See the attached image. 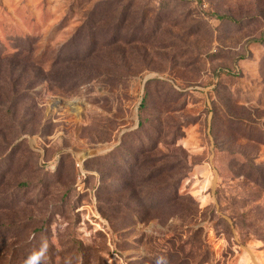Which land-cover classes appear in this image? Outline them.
<instances>
[{
    "label": "rangeland",
    "instance_id": "rangeland-1",
    "mask_svg": "<svg viewBox=\"0 0 264 264\" xmlns=\"http://www.w3.org/2000/svg\"><path fill=\"white\" fill-rule=\"evenodd\" d=\"M0 264H264V0H0Z\"/></svg>",
    "mask_w": 264,
    "mask_h": 264
},
{
    "label": "trees",
    "instance_id": "trees-1",
    "mask_svg": "<svg viewBox=\"0 0 264 264\" xmlns=\"http://www.w3.org/2000/svg\"><path fill=\"white\" fill-rule=\"evenodd\" d=\"M226 17L232 19V17L231 16H228V15L220 16V18H226ZM144 107H145V97L143 98V101L140 104V108L141 109H143Z\"/></svg>",
    "mask_w": 264,
    "mask_h": 264
},
{
    "label": "bare ground",
    "instance_id": "bare-ground-1",
    "mask_svg": "<svg viewBox=\"0 0 264 264\" xmlns=\"http://www.w3.org/2000/svg\"><path fill=\"white\" fill-rule=\"evenodd\" d=\"M83 157V159H84V157H86V153H84V155L82 156ZM81 163H82V161H80Z\"/></svg>",
    "mask_w": 264,
    "mask_h": 264
}]
</instances>
